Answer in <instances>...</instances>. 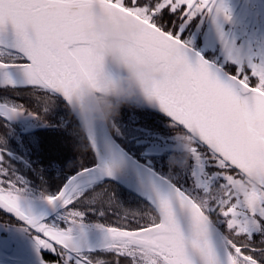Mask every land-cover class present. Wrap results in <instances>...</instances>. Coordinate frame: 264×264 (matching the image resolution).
Returning <instances> with one entry per match:
<instances>
[{"label": "snow or ice", "instance_id": "6c2138e0", "mask_svg": "<svg viewBox=\"0 0 264 264\" xmlns=\"http://www.w3.org/2000/svg\"><path fill=\"white\" fill-rule=\"evenodd\" d=\"M221 16L231 20L225 0H0V127L21 115L41 120L18 97L45 115L63 100L91 155L42 194L58 217L48 220L27 205V182L6 166L0 135V210L22 221L55 264H264V49L230 40ZM119 20L138 31L105 60L93 29ZM206 21L216 26L222 59L193 46L190 33ZM133 62L168 73L145 103L120 109L167 118L147 151L122 145L126 125L117 116L85 129L74 110L77 96L82 105L86 93L99 94L101 78L119 79ZM176 64L185 65L180 78L171 75ZM113 184L138 206L126 207ZM89 213L116 217L96 224L105 235L95 247L77 235Z\"/></svg>", "mask_w": 264, "mask_h": 264}, {"label": "flooded vegetation", "instance_id": "af4514ba", "mask_svg": "<svg viewBox=\"0 0 264 264\" xmlns=\"http://www.w3.org/2000/svg\"><path fill=\"white\" fill-rule=\"evenodd\" d=\"M231 12V20L220 22L228 38L246 50L260 51L264 49V0H225ZM193 46L209 60L223 58V45L216 26L206 21L190 33ZM30 111L37 113L41 120L28 115H21L10 122L7 128L0 127V135L6 134V149L10 159L6 157V166H10L16 174L27 182L25 197L42 198L43 193H53L82 163H87L89 151L87 141L79 138L63 100H57L55 107L45 115L25 96L17 98ZM135 109H125L117 116V122H125L124 132L127 143L122 145L133 151H147L146 142L152 136L163 135L166 117L151 113H136ZM165 161L161 162V170L167 171ZM121 193L135 195L123 191V187L113 184ZM126 190V189H124ZM127 191V190H126ZM136 199V198H135ZM138 206V201H133ZM57 214L48 220H53ZM85 226L96 227L94 221H83ZM0 250L7 261L19 260L23 264L37 261H52L55 257L41 251L31 230L10 214L0 210Z\"/></svg>", "mask_w": 264, "mask_h": 264}, {"label": "clouds", "instance_id": "9594fccd", "mask_svg": "<svg viewBox=\"0 0 264 264\" xmlns=\"http://www.w3.org/2000/svg\"><path fill=\"white\" fill-rule=\"evenodd\" d=\"M137 31L131 22L125 20L98 24L93 29L95 35L102 38L97 47V54L105 60L113 58L122 46L133 41ZM184 72L185 65L176 64L171 70V75L180 78ZM167 75L168 73L156 66L133 62L126 69V74L119 79L101 78L99 94L86 93L82 105L81 98L77 96L74 110L85 129L101 122L110 123L113 117L119 115L122 107H139L145 103L152 85L165 79ZM180 144L185 151H190V138H183Z\"/></svg>", "mask_w": 264, "mask_h": 264}, {"label": "bare ground", "instance_id": "6f19581e", "mask_svg": "<svg viewBox=\"0 0 264 264\" xmlns=\"http://www.w3.org/2000/svg\"><path fill=\"white\" fill-rule=\"evenodd\" d=\"M26 201L31 210L37 209L46 203L43 198L26 197ZM77 235L82 243L95 247L104 242L105 234L97 227L84 225L82 232H78Z\"/></svg>", "mask_w": 264, "mask_h": 264}, {"label": "trees", "instance_id": "16d2710c", "mask_svg": "<svg viewBox=\"0 0 264 264\" xmlns=\"http://www.w3.org/2000/svg\"><path fill=\"white\" fill-rule=\"evenodd\" d=\"M90 159H91V155H90V152H89V156H88V161H87V163L90 161ZM111 189L113 190V191H115L116 193H117V196H118V198L120 199V201L126 206V207H133L134 206V202L133 201H137V199H131L132 197L130 196H127V195H125V194H123V193H121V192H119L115 187H114V185H112L111 186ZM123 191H125L126 193L128 192L129 193V191H126V190H124L123 189ZM127 193V194H128ZM130 194V193H129ZM88 221V222H90V221H94V222H96L95 224H97V223H108V224H114L115 222H116V217L115 216H113V215H109L108 217H106V218H102V217H100V216H98V215H96V214H94V213H89L85 218H84V221Z\"/></svg>", "mask_w": 264, "mask_h": 264}, {"label": "water", "instance_id": "95a60500", "mask_svg": "<svg viewBox=\"0 0 264 264\" xmlns=\"http://www.w3.org/2000/svg\"><path fill=\"white\" fill-rule=\"evenodd\" d=\"M206 58V57H205ZM155 112V111H154ZM156 113H159L161 115H163V113H160V112H156ZM164 116V115H163ZM124 188V187H123ZM127 190V188H124ZM128 191V190H127ZM33 214L35 215H45L47 219L53 217L54 215H56V212H54L50 206L47 204V202L42 205L41 207L37 208V209H34L32 210ZM11 215V214H10ZM13 216V215H11ZM15 219H17L15 216H13ZM18 220V219H17ZM20 221V220H19ZM22 222V221H21ZM23 223V222H22Z\"/></svg>", "mask_w": 264, "mask_h": 264}, {"label": "rangeland", "instance_id": "374dc122", "mask_svg": "<svg viewBox=\"0 0 264 264\" xmlns=\"http://www.w3.org/2000/svg\"><path fill=\"white\" fill-rule=\"evenodd\" d=\"M1 253L2 252L0 250V264H23V261H19V260L7 261ZM30 264H42V263L34 261V262H31Z\"/></svg>", "mask_w": 264, "mask_h": 264}]
</instances>
